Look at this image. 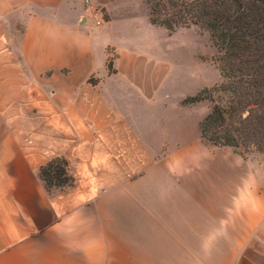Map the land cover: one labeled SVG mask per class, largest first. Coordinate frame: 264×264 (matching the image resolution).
Returning <instances> with one entry per match:
<instances>
[{
    "label": "crops",
    "instance_id": "crops-1",
    "mask_svg": "<svg viewBox=\"0 0 264 264\" xmlns=\"http://www.w3.org/2000/svg\"><path fill=\"white\" fill-rule=\"evenodd\" d=\"M159 29L146 0H0V264H264V160L165 105Z\"/></svg>",
    "mask_w": 264,
    "mask_h": 264
},
{
    "label": "trees",
    "instance_id": "trees-1",
    "mask_svg": "<svg viewBox=\"0 0 264 264\" xmlns=\"http://www.w3.org/2000/svg\"><path fill=\"white\" fill-rule=\"evenodd\" d=\"M146 1L154 25L169 34L198 26L218 49L222 81L184 99L185 104H211L199 126L203 143L230 147L244 158L264 154V0ZM108 67L112 72L111 61ZM39 176L50 193L74 183L62 156L42 165Z\"/></svg>",
    "mask_w": 264,
    "mask_h": 264
},
{
    "label": "rangeland",
    "instance_id": "rangeland-1",
    "mask_svg": "<svg viewBox=\"0 0 264 264\" xmlns=\"http://www.w3.org/2000/svg\"><path fill=\"white\" fill-rule=\"evenodd\" d=\"M99 10L103 13L102 9ZM166 31L157 30L162 47L166 49L165 74L167 78L168 76L172 78L170 99L165 101V105L186 108V112L180 115L187 118L189 131L196 129L200 134V122L209 112L211 104L208 101L185 104L184 99L222 81L219 52L210 34L198 26L179 27L169 34L170 36ZM109 61L112 62V56L109 57ZM169 116L175 117L176 114ZM249 157L258 162L264 160V154L260 152L248 153L247 158Z\"/></svg>",
    "mask_w": 264,
    "mask_h": 264
},
{
    "label": "built area",
    "instance_id": "built-area-1",
    "mask_svg": "<svg viewBox=\"0 0 264 264\" xmlns=\"http://www.w3.org/2000/svg\"><path fill=\"white\" fill-rule=\"evenodd\" d=\"M92 10H93V14H94V17H95V24L97 26L102 25L105 22L103 13L99 9H96V8H94Z\"/></svg>",
    "mask_w": 264,
    "mask_h": 264
}]
</instances>
